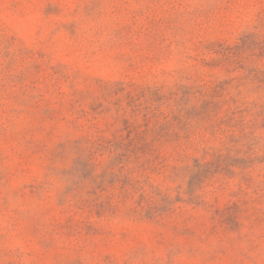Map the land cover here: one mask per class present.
Masks as SVG:
<instances>
[{
    "label": "rangeland",
    "instance_id": "obj_1",
    "mask_svg": "<svg viewBox=\"0 0 264 264\" xmlns=\"http://www.w3.org/2000/svg\"><path fill=\"white\" fill-rule=\"evenodd\" d=\"M0 264H264V0H0Z\"/></svg>",
    "mask_w": 264,
    "mask_h": 264
}]
</instances>
